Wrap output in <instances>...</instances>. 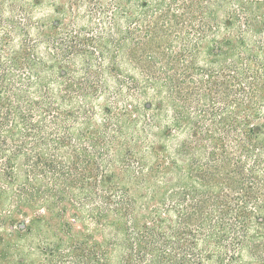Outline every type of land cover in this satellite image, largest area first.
<instances>
[{"label":"trees","instance_id":"1","mask_svg":"<svg viewBox=\"0 0 264 264\" xmlns=\"http://www.w3.org/2000/svg\"><path fill=\"white\" fill-rule=\"evenodd\" d=\"M0 264H264V0H0Z\"/></svg>","mask_w":264,"mask_h":264},{"label":"rangeland","instance_id":"2","mask_svg":"<svg viewBox=\"0 0 264 264\" xmlns=\"http://www.w3.org/2000/svg\"><path fill=\"white\" fill-rule=\"evenodd\" d=\"M81 23V21H80ZM82 24H86V21H82ZM91 29V27H89ZM168 37L165 36V34L160 33L158 35H155L153 37H149L147 39H142L140 41V44L134 48L135 50V56L131 54L129 51L130 49H127L124 54L121 53L119 57V62L121 64V70L122 72H128V74H136L138 75L141 71V68H137V70L134 71L133 67L131 66L130 61L132 64L140 65L141 63L137 59L144 60L148 57V55H151L153 57H156L160 59V61L164 60V52H163V46L168 42ZM142 66V65H140ZM193 78L196 80L198 77L193 76ZM195 80H189L188 85L190 88L195 87ZM194 106V105H193ZM211 173L215 174L216 178H222L223 174H225V171L223 170V167L221 163L216 164V167H211L209 169Z\"/></svg>","mask_w":264,"mask_h":264}]
</instances>
